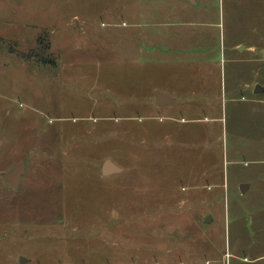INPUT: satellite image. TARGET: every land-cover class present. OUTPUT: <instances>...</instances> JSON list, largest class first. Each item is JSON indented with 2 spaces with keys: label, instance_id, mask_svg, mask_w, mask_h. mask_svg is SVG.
Listing matches in <instances>:
<instances>
[{
  "label": "rangeland",
  "instance_id": "374dc122",
  "mask_svg": "<svg viewBox=\"0 0 264 264\" xmlns=\"http://www.w3.org/2000/svg\"><path fill=\"white\" fill-rule=\"evenodd\" d=\"M257 86L264 0H0V264H264Z\"/></svg>",
  "mask_w": 264,
  "mask_h": 264
},
{
  "label": "water",
  "instance_id": "95a60500",
  "mask_svg": "<svg viewBox=\"0 0 264 264\" xmlns=\"http://www.w3.org/2000/svg\"><path fill=\"white\" fill-rule=\"evenodd\" d=\"M264 88L261 86H257L255 89V94H263ZM157 102L158 105L162 106L165 103H173L174 100H171V98L167 95H164L161 92L157 93ZM27 163L25 161L20 162L12 171L5 173L4 178L6 182L11 186L13 189H18L21 183V179L23 175L26 174L27 171ZM101 171L103 176H112L115 174H119L123 172V168L117 166L114 164L111 160H106L102 167ZM248 185H242L241 191L244 193L248 189Z\"/></svg>",
  "mask_w": 264,
  "mask_h": 264
},
{
  "label": "crops",
  "instance_id": "0c3cea01",
  "mask_svg": "<svg viewBox=\"0 0 264 264\" xmlns=\"http://www.w3.org/2000/svg\"><path fill=\"white\" fill-rule=\"evenodd\" d=\"M187 1H190L191 3H197V0H187ZM168 26H170V25H168ZM162 27H166V24L164 23V24H162ZM158 43H160L161 45H164V44H166V36H165V34L164 33H162V32H159L158 33ZM261 50V49H260ZM253 53L255 54L256 53V48H254L253 50ZM261 57V56H260ZM251 59H254L255 60V58H249V59H243L242 61H249V60H251ZM256 60H260V59H258V58H256ZM158 61H160V60H158ZM161 62V61H160ZM164 62V61H163ZM164 65V63L163 64H161V63H158V67H159V69H164V67H162ZM258 74V73H257ZM248 86H250V84H247V87ZM158 92H161V93H163L164 95H167V96H169L170 98H171V100H174V102L173 103H165V104H163L162 106H160V105H158V102H157V98H156V104H157V108L159 109V110H161L162 108H166V107H168V106H175L176 104H177V100H176V97L174 96V95H172V94H170V93H168V92H166L165 90H161V89H158ZM254 94H255V91H254ZM12 171V170H11ZM9 185V184H8ZM10 186V185H9ZM11 187V186H10Z\"/></svg>",
  "mask_w": 264,
  "mask_h": 264
},
{
  "label": "flooded vegetation",
  "instance_id": "af4514ba",
  "mask_svg": "<svg viewBox=\"0 0 264 264\" xmlns=\"http://www.w3.org/2000/svg\"><path fill=\"white\" fill-rule=\"evenodd\" d=\"M107 160H109V159H107ZM105 161H106V160H105ZM105 161H104V162H105ZM26 163H27V162H26ZM27 165L29 166V164H27ZM102 165H103V164H102ZM101 167H102V166H101ZM101 172H102V171H101ZM20 184H21V183H20Z\"/></svg>",
  "mask_w": 264,
  "mask_h": 264
},
{
  "label": "trees",
  "instance_id": "16d2710c",
  "mask_svg": "<svg viewBox=\"0 0 264 264\" xmlns=\"http://www.w3.org/2000/svg\"><path fill=\"white\" fill-rule=\"evenodd\" d=\"M39 62H41L42 63V61H39ZM44 62V61H43ZM45 63H48V61H45Z\"/></svg>",
  "mask_w": 264,
  "mask_h": 264
}]
</instances>
